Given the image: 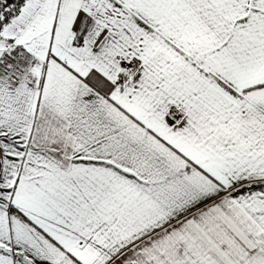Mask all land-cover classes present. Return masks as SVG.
<instances>
[{"label": "snow or ice", "instance_id": "1", "mask_svg": "<svg viewBox=\"0 0 264 264\" xmlns=\"http://www.w3.org/2000/svg\"><path fill=\"white\" fill-rule=\"evenodd\" d=\"M0 264H264V0H0Z\"/></svg>", "mask_w": 264, "mask_h": 264}]
</instances>
